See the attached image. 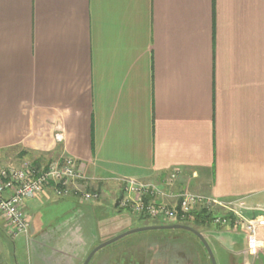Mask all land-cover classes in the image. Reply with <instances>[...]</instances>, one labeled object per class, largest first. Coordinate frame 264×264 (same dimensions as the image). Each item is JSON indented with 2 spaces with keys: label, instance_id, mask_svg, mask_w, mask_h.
<instances>
[{
  "label": "crops",
  "instance_id": "0c3cea01",
  "mask_svg": "<svg viewBox=\"0 0 264 264\" xmlns=\"http://www.w3.org/2000/svg\"><path fill=\"white\" fill-rule=\"evenodd\" d=\"M63 157L100 199L47 187L13 247L0 215V264H83L122 221L123 179L264 221V0H0V170ZM215 213L230 218L203 228L217 264H264V224L251 256L245 226Z\"/></svg>",
  "mask_w": 264,
  "mask_h": 264
},
{
  "label": "built area",
  "instance_id": "2783aa9c",
  "mask_svg": "<svg viewBox=\"0 0 264 264\" xmlns=\"http://www.w3.org/2000/svg\"><path fill=\"white\" fill-rule=\"evenodd\" d=\"M57 142L63 140V133L56 136ZM178 171L171 174L170 181L176 179ZM84 179L77 171L75 161L63 157L41 166L25 161L21 167H6L0 170V215L6 222L8 235L12 239L28 237L31 224L25 212V203L42 195L47 187H53L59 198L76 196L81 202L92 203L100 199L98 192L81 190L75 183ZM122 194L116 205L121 210H128L139 218L161 224H184L195 220V213L206 209L213 213V223L227 225L229 217L217 216L215 210L223 208L234 216V227L245 226L247 233V251L257 256L262 243L257 238V229L264 221L259 218H243L238 202H223L200 194L183 193L178 196L176 206L170 207L157 203L156 197L165 193L157 186L145 184L135 179H123Z\"/></svg>",
  "mask_w": 264,
  "mask_h": 264
},
{
  "label": "rangeland",
  "instance_id": "374dc122",
  "mask_svg": "<svg viewBox=\"0 0 264 264\" xmlns=\"http://www.w3.org/2000/svg\"><path fill=\"white\" fill-rule=\"evenodd\" d=\"M110 217H118L122 220L115 227V231L111 235L112 238L124 233L121 231L131 223L135 226L146 223L145 219L139 218L127 210L117 212L113 207L110 209ZM6 232L8 235L7 229ZM189 233L186 230H150L130 234L100 250L90 264H190V259H185L176 247L173 250L174 244H171L176 236L191 237ZM6 234H1L2 238L13 247L14 240Z\"/></svg>",
  "mask_w": 264,
  "mask_h": 264
},
{
  "label": "trees",
  "instance_id": "16d2710c",
  "mask_svg": "<svg viewBox=\"0 0 264 264\" xmlns=\"http://www.w3.org/2000/svg\"><path fill=\"white\" fill-rule=\"evenodd\" d=\"M212 222H213V213L204 209L195 213V220L193 222H188L184 224L186 225L191 224L194 226L195 229L203 233V228H205L207 224H210ZM154 225H161V223L154 222ZM189 234L191 235V237L188 238H185L183 236H180L181 237L180 238L176 236L175 239L171 241V244H174L173 250H175L176 247L178 251L184 256L185 259H190L189 260L190 264H200L201 255L199 251L202 249L206 253L205 247L194 234L192 233ZM111 238L112 237L110 236L108 237L107 240Z\"/></svg>",
  "mask_w": 264,
  "mask_h": 264
},
{
  "label": "water",
  "instance_id": "95a60500",
  "mask_svg": "<svg viewBox=\"0 0 264 264\" xmlns=\"http://www.w3.org/2000/svg\"><path fill=\"white\" fill-rule=\"evenodd\" d=\"M150 230H186L192 234H194L199 240L200 242L203 244V246L205 247L211 263L212 264H217V260L214 254V251L210 245V242L208 241L207 237L200 231H198L197 229H195L193 226L191 225H186V224H161V225H150V226H143V227H138V228H134L131 230H128L124 233H121L107 241H104L102 243H100L99 245H97L86 257L85 261L83 264H89L91 262V260L93 259V257L103 248H105L108 245H111L115 242H117L118 240L130 235V234H134V233H138V232H144V231H150Z\"/></svg>",
  "mask_w": 264,
  "mask_h": 264
}]
</instances>
